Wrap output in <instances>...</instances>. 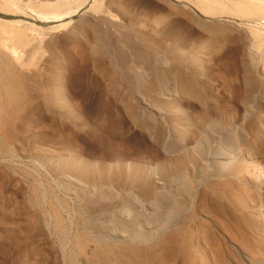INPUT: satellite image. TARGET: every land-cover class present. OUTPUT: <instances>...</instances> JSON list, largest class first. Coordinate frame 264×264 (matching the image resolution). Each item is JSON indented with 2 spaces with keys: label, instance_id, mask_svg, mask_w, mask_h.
<instances>
[{
  "label": "rangeland",
  "instance_id": "374dc122",
  "mask_svg": "<svg viewBox=\"0 0 264 264\" xmlns=\"http://www.w3.org/2000/svg\"><path fill=\"white\" fill-rule=\"evenodd\" d=\"M7 1L18 11L0 21L24 30V46L19 59L0 47V264H182L172 249L206 234L209 264H261L241 243H264L252 187L264 186L236 146L247 111L231 105L234 46L221 37L249 43L253 27L264 39V21L206 16L193 0H77L43 21L26 4L74 3ZM218 105L238 123L212 139ZM221 185L241 211L213 204Z\"/></svg>",
  "mask_w": 264,
  "mask_h": 264
},
{
  "label": "bare ground",
  "instance_id": "6f19581e",
  "mask_svg": "<svg viewBox=\"0 0 264 264\" xmlns=\"http://www.w3.org/2000/svg\"><path fill=\"white\" fill-rule=\"evenodd\" d=\"M70 1L74 3L73 4L74 6L73 7H67L66 9H62L56 5H52V6H46V5L31 6V5L26 4V7L28 10H30L32 13H34L36 15L35 17L39 18L40 20L56 21V20H60L64 17L70 16V15L76 13V11L83 4V2L77 3V0H70ZM193 2H194V5L199 9V11L203 15H206V16H212L213 17V16L226 15V16L238 18L240 20H245L247 23H251L252 21H256V20L264 21V0H193ZM13 6L15 9H13ZM0 11L7 13V14H14L16 11H18V8H16V6L14 5L13 2H9L7 0H0ZM262 25H263V23H262ZM64 26L65 25L62 24L61 27H64ZM213 29H215V27H213ZM248 30H249L248 33L250 35L251 45L249 44L250 42L248 43L247 37L245 35L242 36L240 32H237L235 35L232 34L233 37L223 35L224 37H221V38H223L222 40L230 43V44L224 45V47L225 46L228 47L229 45L230 46L232 45V47L234 46V50L231 49V51L233 50V55H232L233 61L232 62L234 63V67H233V69L232 68L231 69L233 70L234 78L231 80V83L229 82L230 84H232L231 86H229L230 87L229 93H230L231 105L234 107H237V109H239V110L244 109L247 111L246 112L247 115L244 117L243 122L241 124H239L240 127L245 131V135H244V138L240 137L237 139V143H236L237 145L236 146L238 149H241L243 154L247 155L248 159L251 161L252 164H254V166L256 168H260L259 175L262 177V179L259 182L262 184V186H264V135H260L264 132V114L260 113V109L264 110V101H262V94H264V80H261L256 75H254V66L251 67L253 62L255 61L254 55L256 54L257 63H259L260 67L264 68V39H263V35L260 33V31L258 29H254L253 27H248ZM38 33H39V31H38ZM39 35H41V34H39ZM42 37H41V39H42ZM23 39H24V30L23 29L16 27L14 24H9V23L0 21V47L3 48L4 50L9 51L11 53V55L14 56L15 59H19V53L17 51L19 48L24 46L23 45ZM214 39H215V41H213V42L215 43V42H217V40L220 39V37H218L217 40H216V38H214ZM228 40H231L232 43L229 42ZM218 43L219 42H217V44ZM243 45L251 46L256 51L255 54L253 53L254 57L252 55L247 54L248 58L246 59L242 55H240V47L242 48ZM248 48L249 47H247V49ZM227 52H229V51H227ZM226 55H227V53H226ZM189 62H191V61H189ZM0 63H2V62H0ZM185 66L187 69L186 71L188 73V76H187L188 78H186V83H187V88L189 90L190 86H192L191 85V78H190V76H191V74H190L191 73L190 72L191 71V65L188 63ZM4 78H6V77H4ZM3 81H4V79L2 76L0 78V82L2 83ZM4 91H7V90H4ZM6 94L7 93H5V95ZM249 103L251 105L250 107L248 106ZM212 110H214V109H212ZM215 110H216L215 113L221 114L220 115L221 120H219V122L217 120L216 123L212 124L213 125V132H212V134H210L212 136V139H214V135L215 136L218 135V137H220V138L223 137L225 134V132H224L225 130L227 133V130L233 128V126L236 123H238V120H236V118L239 117V115H238L237 117L234 116L235 117L234 118V117H231V115L227 114L229 111V107H226L225 105H218V106H216ZM209 113H211V112H209ZM240 119H241V116H240ZM212 125H211V127H212ZM239 135H241V134H239ZM229 150L232 151V149H229ZM223 152H224V150L222 151L221 154H223ZM241 160H239V162ZM243 160H244V158H243ZM236 161H237V159H236ZM239 162L238 163L236 162V165L234 167V173L233 174L230 173L231 175L227 177L228 181L230 180V183L234 184L236 179H238V178H240V176L244 175V174L242 175V173H243V167L241 164L242 161L240 163ZM234 163H233V165H234ZM236 175H238L237 176L238 178L235 177ZM222 179H223V177H222ZM248 181H250V180L248 179ZM239 182H242V181H239ZM225 184H226V182H225ZM221 187H222V185L219 186L218 190L216 189V190L212 191V195L215 199V200H213V204L216 203L217 205H222L223 203L227 202V203L233 205L234 207H236L237 209L239 208V211H241V208H240L241 199L240 200L238 199L240 196L237 198V195L239 193L237 194V192H235L236 196L234 197L233 196L234 193H232V191L230 194V192H227L228 190L224 191V189ZM252 187H254V189L258 191V194L256 197L257 198L256 203H258L257 208H259L260 214L264 215V212L262 209V208H264V203H263L264 188L257 186L255 183L253 184ZM247 195H248V197H252V193H250V191ZM248 197H247V199H248ZM243 199H245V198H243ZM244 202H245V200H244ZM227 203L225 205H229ZM243 207H245V206H243ZM222 209H224V207ZM247 212H248V210H247ZM240 213H242V212H240ZM252 213H254V212H252ZM232 215H234V214H232ZM247 217L249 218V216H247ZM251 218H249V219H251ZM237 220H239V219H237ZM245 220H246V218H245ZM256 220H255V223H256ZM242 221H244V220H242ZM245 222H243V223H245ZM248 222H250V221H248ZM240 224H241V222H240ZM257 224L258 223H256V225ZM238 225H239V223H238ZM229 229H231V228H229ZM224 231H225V229H224ZM229 231H231V230H229ZM235 231H237V230H235ZM259 231H260V229H259ZM242 232L243 231H241V233ZM248 232H249V230H248ZM203 234H204V232H203ZM206 235L205 236L203 235L202 237L199 236L197 238L196 248H194V249L192 248V246L190 247L189 244H185L183 249L179 250V251H175V249L174 250L172 249V251H171L172 256L174 254L173 252H175V253L177 252V254H178L177 257L181 260L180 263L182 262V264H209L208 263L209 261H207L208 259L206 260L204 257V255L206 254V252L208 251L209 246H210V241L207 237L208 235L207 236ZM254 237L257 239L256 235ZM262 238H264V237H262ZM241 239H240V241H241ZM242 240L244 241V243L242 242L241 244L245 245L246 251L249 254H251L253 257H256L257 259H259L258 263L264 264V243H260L257 240H255L254 242L248 243V242H246L247 239H245V238H243ZM195 249H197V250H195ZM210 252H212V251L210 250ZM209 254H211V253H209Z\"/></svg>",
  "mask_w": 264,
  "mask_h": 264
}]
</instances>
